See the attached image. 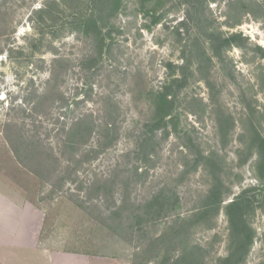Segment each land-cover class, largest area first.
<instances>
[{
	"label": "rangeland",
	"instance_id": "obj_1",
	"mask_svg": "<svg viewBox=\"0 0 264 264\" xmlns=\"http://www.w3.org/2000/svg\"><path fill=\"white\" fill-rule=\"evenodd\" d=\"M48 2L0 0V251L42 229L46 246L124 264H264V0H168L158 16L125 0L103 44L71 10L43 17ZM170 63L186 77L176 119L141 145Z\"/></svg>",
	"mask_w": 264,
	"mask_h": 264
},
{
	"label": "trees",
	"instance_id": "obj_2",
	"mask_svg": "<svg viewBox=\"0 0 264 264\" xmlns=\"http://www.w3.org/2000/svg\"><path fill=\"white\" fill-rule=\"evenodd\" d=\"M125 0H49V5L45 7V9L40 8L38 9V13L43 15V17L47 14L53 16L56 20H59V15L62 12L57 13L51 10L50 7L57 8L58 10L61 9L62 11L71 10L72 15L75 16V20L71 22V25L75 26V30H79V32L90 35L91 30L96 31L94 35V40L96 43L99 41V43L103 44L106 40V35H104L103 27L106 26L104 23L106 20L107 22H110V18H112L121 8L122 3ZM143 6H145L147 3H151L154 5L152 14L153 16H158V10L161 9L163 6L166 5L168 0H136ZM201 3V2H200ZM48 8H50L51 13L48 12ZM151 12V11H150ZM157 14V15H156ZM189 19L194 22L192 15L189 13L184 21L180 23V25L185 24ZM160 19H156L154 22H158ZM56 24H60V22L56 21ZM65 23L62 24V27L60 29L64 28ZM240 35H232L229 37H222L220 38L221 44H217L218 48H222L223 46H231L234 44V42L239 38ZM208 40L212 42L213 47L216 49V41L219 40V38L209 37ZM199 39H194L195 44H197ZM195 46V45H194ZM191 52H193V49L191 48ZM169 67H173V71L169 74L170 79L166 84H164L159 90L153 91L151 93V103L154 110V116L150 121V124L147 125V127H150V131H146V137L141 140V145H146V143H150L151 140H153V133L155 130L167 127L169 125L170 121H174L176 119V116H174V111L177 109L178 106V98H179V91L181 88V84L186 81V77L183 76L181 78L179 77H173V73L176 70V67H174L171 63L169 64ZM111 118H113L111 116ZM114 123V122H113ZM115 124V123H114ZM95 126V123L93 121V114L89 113L85 115L84 117L78 119L72 128H70V133L68 132V135L71 134L72 138L75 136V138H78L80 136H86L83 135L85 133H89L88 129ZM106 130L108 131V135L111 136V139L109 142L113 141V127H116L115 125H112L110 122L106 125ZM146 127V128H147ZM258 136L261 146L258 148V155L260 161L264 159V138L261 136ZM81 137V139H82ZM70 142V141H69ZM214 189L211 190L210 195L213 197L216 195L215 192H213ZM243 195L238 196L235 200H233L231 203H229V206L227 208V213L230 218L231 224H233L235 227H237V233H238V243L239 247L243 248L244 246H248L247 240H250L251 237H244L245 230H242L240 227L243 226V218L240 214V210L243 207L244 199ZM155 200H158L159 197H154ZM238 210V213L236 211ZM244 233V234H243ZM243 235V236H242Z\"/></svg>",
	"mask_w": 264,
	"mask_h": 264
},
{
	"label": "crops",
	"instance_id": "obj_3",
	"mask_svg": "<svg viewBox=\"0 0 264 264\" xmlns=\"http://www.w3.org/2000/svg\"><path fill=\"white\" fill-rule=\"evenodd\" d=\"M41 230L35 231L32 245L23 246L19 251H0V264H124L118 258L98 253L46 246L40 238Z\"/></svg>",
	"mask_w": 264,
	"mask_h": 264
}]
</instances>
